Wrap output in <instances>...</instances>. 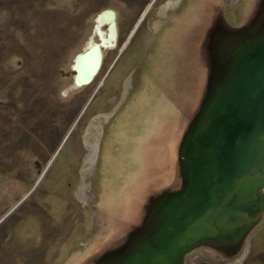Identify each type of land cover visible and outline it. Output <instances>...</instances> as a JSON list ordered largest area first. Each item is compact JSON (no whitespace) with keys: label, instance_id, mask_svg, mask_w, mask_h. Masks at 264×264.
<instances>
[{"label":"rangeland","instance_id":"rangeland-1","mask_svg":"<svg viewBox=\"0 0 264 264\" xmlns=\"http://www.w3.org/2000/svg\"><path fill=\"white\" fill-rule=\"evenodd\" d=\"M0 1V264H135L183 188L209 85L262 48L264 0ZM90 42L100 67L74 86ZM259 193L249 231L171 264H264Z\"/></svg>","mask_w":264,"mask_h":264},{"label":"water","instance_id":"water-1","mask_svg":"<svg viewBox=\"0 0 264 264\" xmlns=\"http://www.w3.org/2000/svg\"><path fill=\"white\" fill-rule=\"evenodd\" d=\"M107 12L114 29V13ZM93 45L96 64L85 79L78 80L76 62L90 48L73 61L74 86L88 84L100 67L101 50ZM214 80L186 138L180 195L170 194L168 219L155 236L156 246L140 260L136 257L135 264L178 262L203 240L234 239L249 231L263 213L264 42L258 53L236 60L225 87H215Z\"/></svg>","mask_w":264,"mask_h":264},{"label":"bare ground","instance_id":"bare-ground-1","mask_svg":"<svg viewBox=\"0 0 264 264\" xmlns=\"http://www.w3.org/2000/svg\"><path fill=\"white\" fill-rule=\"evenodd\" d=\"M98 21H99V24H103L107 22H110L111 24V18L109 17V13L106 11L105 13L101 14L98 18ZM114 29H115V24H114ZM114 29L112 28V26H110V38H112L115 35ZM93 46H94L93 43L90 42L88 44V48H90V51L86 53L85 55L79 56L77 59L76 69L78 71L77 77L79 81H81L82 79H85L90 74V72L93 70L96 64V56H95V53L93 52ZM100 54H101V51H100ZM142 257L143 256L140 255L137 260H140Z\"/></svg>","mask_w":264,"mask_h":264},{"label":"trees","instance_id":"trees-1","mask_svg":"<svg viewBox=\"0 0 264 264\" xmlns=\"http://www.w3.org/2000/svg\"><path fill=\"white\" fill-rule=\"evenodd\" d=\"M2 1H0V11H6L7 9H10L9 5H4V4H1ZM2 29V28H1ZM1 33L0 35L2 34V30H0ZM0 43H1V37H0ZM6 60V54H5V51L3 50V48L0 46V65L1 63H3V61Z\"/></svg>","mask_w":264,"mask_h":264}]
</instances>
